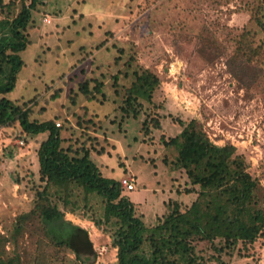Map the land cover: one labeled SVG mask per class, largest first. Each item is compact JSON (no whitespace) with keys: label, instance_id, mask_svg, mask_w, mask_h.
<instances>
[{"label":"rangeland","instance_id":"1","mask_svg":"<svg viewBox=\"0 0 264 264\" xmlns=\"http://www.w3.org/2000/svg\"><path fill=\"white\" fill-rule=\"evenodd\" d=\"M23 1L31 3L16 0L15 13ZM260 1L36 0L26 30L30 45L22 53L25 66L8 97L24 98L32 117L61 125L65 146L86 142L105 176L134 181L133 190L123 187L124 195L149 225L158 223L169 199L192 202L190 195H178L186 181L182 171L170 166L176 153L163 141L180 133V120L195 118L215 144H234L264 187V55L259 62L263 74L251 83L232 72L224 55L211 62L200 52L208 28L228 44L247 32L255 47H264V29L251 20ZM138 68L156 74L160 85L152 102L143 100L138 119L121 120L123 96ZM94 79L103 81L106 96L87 101L79 86L91 80L93 88ZM152 117L161 127L145 134L143 121ZM18 130L0 127V235L9 238L18 217L34 206L41 185L38 149L48 136L25 139ZM78 201L80 208L67 210L65 218L88 231L98 253L92 264H118V247L107 231L111 226L95 224L82 195ZM92 205L101 218V201L93 199ZM38 222L10 238L0 248L3 255L18 253L23 264H83L70 250L51 245ZM194 244L199 264H264V234L246 249ZM215 245L223 244L217 239Z\"/></svg>","mask_w":264,"mask_h":264},{"label":"trees","instance_id":"2","mask_svg":"<svg viewBox=\"0 0 264 264\" xmlns=\"http://www.w3.org/2000/svg\"><path fill=\"white\" fill-rule=\"evenodd\" d=\"M35 5L36 0L29 5L23 1L15 13L16 0H0V127L19 128V136L25 139L48 134L38 149L41 185L37 187L34 206L18 217L10 238L15 240L37 219L51 245L70 250L83 264L94 263L98 253L88 231L65 218L67 210L80 208L78 199L82 195L83 208L92 211L95 224L111 226L107 231L118 247V264H199L195 241H207L220 251L239 244L246 249L254 244L264 234V187L251 173L247 157L232 143L215 144L197 119L180 120V133L163 140L176 153L170 166L182 171L186 181L187 187L178 195H190L192 202L169 199L164 213L156 220L158 223L149 225L137 215L130 197L124 195L122 182L103 174L86 142L77 147L65 146L61 125L54 119L32 117V109L24 98L8 97L25 66L22 53L30 45L26 30ZM251 20L264 29V0ZM217 34L208 28V35L202 39L200 52L207 60L212 62L224 55L232 72L251 83L263 74L259 62L263 60L264 47H255L247 32L237 37L235 44L226 43ZM132 74L134 79L126 88L120 107L121 120L138 119L144 110L143 100L152 102L160 85L159 77L148 69H134ZM113 79L117 88L118 75ZM90 82L80 84V95L87 101L96 100L98 95L105 98L103 81L92 80L93 88ZM72 100L75 103V98ZM160 127L158 118L152 117L143 121L142 130L150 134L153 128ZM99 153L103 154L104 149ZM93 199L103 205L101 218L93 212ZM10 238L0 235V248ZM217 239L222 247L215 245ZM0 250V264H23L20 254L4 256V250ZM44 257L39 255L41 260Z\"/></svg>","mask_w":264,"mask_h":264},{"label":"built area","instance_id":"3","mask_svg":"<svg viewBox=\"0 0 264 264\" xmlns=\"http://www.w3.org/2000/svg\"><path fill=\"white\" fill-rule=\"evenodd\" d=\"M133 183H134V181H132V180H129V181L124 180V181H122L123 187H125V189L128 190V191H131V190L134 189V184Z\"/></svg>","mask_w":264,"mask_h":264}]
</instances>
